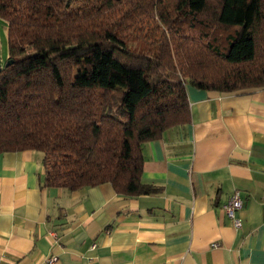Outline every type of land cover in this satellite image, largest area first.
<instances>
[{"label": "trees", "instance_id": "16d2710c", "mask_svg": "<svg viewBox=\"0 0 264 264\" xmlns=\"http://www.w3.org/2000/svg\"><path fill=\"white\" fill-rule=\"evenodd\" d=\"M0 154H43V185L141 183L142 146L191 122L186 87L264 89V0H0Z\"/></svg>", "mask_w": 264, "mask_h": 264}, {"label": "crops", "instance_id": "0c3cea01", "mask_svg": "<svg viewBox=\"0 0 264 264\" xmlns=\"http://www.w3.org/2000/svg\"><path fill=\"white\" fill-rule=\"evenodd\" d=\"M186 91L191 122L142 146L157 194L47 188L42 153L0 154V264H264V89Z\"/></svg>", "mask_w": 264, "mask_h": 264}, {"label": "built area", "instance_id": "2783aa9c", "mask_svg": "<svg viewBox=\"0 0 264 264\" xmlns=\"http://www.w3.org/2000/svg\"><path fill=\"white\" fill-rule=\"evenodd\" d=\"M243 201L237 193L233 194L226 204L222 207V210L227 218L231 220L234 228L239 229L241 227V221L237 218L236 214L242 209ZM216 244H213V247H216ZM53 261H50L51 264Z\"/></svg>", "mask_w": 264, "mask_h": 264}, {"label": "rangeland", "instance_id": "374dc122", "mask_svg": "<svg viewBox=\"0 0 264 264\" xmlns=\"http://www.w3.org/2000/svg\"><path fill=\"white\" fill-rule=\"evenodd\" d=\"M8 58L6 24L0 20V66H3Z\"/></svg>", "mask_w": 264, "mask_h": 264}, {"label": "water", "instance_id": "95a60500", "mask_svg": "<svg viewBox=\"0 0 264 264\" xmlns=\"http://www.w3.org/2000/svg\"><path fill=\"white\" fill-rule=\"evenodd\" d=\"M10 64H12V62L11 61H8L6 64H5V66H8V65H10ZM1 70V69H0Z\"/></svg>", "mask_w": 264, "mask_h": 264}]
</instances>
